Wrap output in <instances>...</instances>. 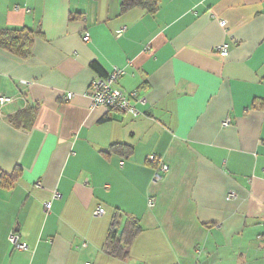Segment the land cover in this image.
Here are the masks:
<instances>
[{
  "label": "crops",
  "instance_id": "crops-1",
  "mask_svg": "<svg viewBox=\"0 0 264 264\" xmlns=\"http://www.w3.org/2000/svg\"><path fill=\"white\" fill-rule=\"evenodd\" d=\"M121 4L0 0V29L36 33L25 57L0 48V95L17 98L0 114V264H264V0ZM93 62L124 70L139 117L92 106ZM28 107L33 127L12 125ZM117 212L142 227L126 260L104 249Z\"/></svg>",
  "mask_w": 264,
  "mask_h": 264
},
{
  "label": "trees",
  "instance_id": "trees-1",
  "mask_svg": "<svg viewBox=\"0 0 264 264\" xmlns=\"http://www.w3.org/2000/svg\"><path fill=\"white\" fill-rule=\"evenodd\" d=\"M136 6H141L150 12H155L158 9V0H122L121 11L124 13ZM35 35L36 33L34 31L25 28L0 29V48L21 57H25L30 52ZM90 67L96 71L99 76H106L108 74L104 72L98 62L91 63ZM36 116V108L28 107L17 112L14 116L10 117L9 120L10 123L17 128L30 130L35 123ZM121 147L125 148L128 152L131 151L130 146L125 144H115L112 148L119 149ZM156 158L157 160L156 163H154V167L162 161L160 158ZM21 174L22 169L20 168H17L10 176L1 174L2 185L12 184L15 180L20 178ZM120 217H122L120 212H117L113 217L104 249L110 255L126 260L129 256V248L134 239L142 232V227L136 218L126 217L125 224L121 228ZM85 241L87 240H83L82 246ZM88 244L85 247L83 246V248H87Z\"/></svg>",
  "mask_w": 264,
  "mask_h": 264
},
{
  "label": "built area",
  "instance_id": "built-area-1",
  "mask_svg": "<svg viewBox=\"0 0 264 264\" xmlns=\"http://www.w3.org/2000/svg\"><path fill=\"white\" fill-rule=\"evenodd\" d=\"M226 21H221V25H225ZM83 40L85 42L90 41V34L86 32L84 34ZM216 51L220 53L222 56H227L229 54V46L227 43H222L221 45L216 47ZM124 70L120 67L114 66L112 70L108 72L106 76H99L97 74L96 78L92 81L91 84V99L92 106L94 108H106L108 110H115L125 115H132L135 118L139 117L142 112L137 107V104H145L146 99L144 97H140L137 91H132L129 93H125L119 87V79L123 75ZM68 99H72V93L67 95ZM17 98L13 96H9L7 94L2 93L0 95V114H4V108L13 103ZM230 124V119H226L222 125L228 126ZM156 155L149 156V162L156 163ZM169 171V166L160 161L156 167H154V173L152 180L154 182H159L163 179L164 173L166 174ZM40 187V184L36 185ZM231 197L235 196L233 193L230 194ZM53 198L59 199L60 195L55 193ZM155 205L153 199L148 200V206L152 207ZM50 205L48 204L47 207ZM105 213L102 207H98L94 211L95 216H102ZM10 242L15 245L18 249H26L27 244L22 242L18 235L14 232L9 235ZM88 242L85 241L83 246H87ZM85 264H93L91 261L86 262Z\"/></svg>",
  "mask_w": 264,
  "mask_h": 264
},
{
  "label": "rangeland",
  "instance_id": "rangeland-1",
  "mask_svg": "<svg viewBox=\"0 0 264 264\" xmlns=\"http://www.w3.org/2000/svg\"><path fill=\"white\" fill-rule=\"evenodd\" d=\"M104 210V209H103ZM105 211V210H104Z\"/></svg>",
  "mask_w": 264,
  "mask_h": 264
}]
</instances>
